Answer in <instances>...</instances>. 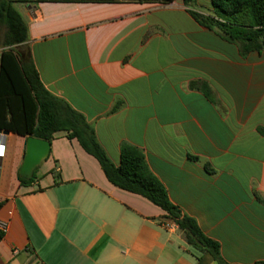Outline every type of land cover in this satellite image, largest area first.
I'll use <instances>...</instances> for the list:
<instances>
[{
  "label": "crops",
  "instance_id": "1",
  "mask_svg": "<svg viewBox=\"0 0 264 264\" xmlns=\"http://www.w3.org/2000/svg\"><path fill=\"white\" fill-rule=\"evenodd\" d=\"M10 1L42 84L86 118L111 161L124 144L142 150L227 263H264V39L243 57L181 0ZM193 10L212 15V0ZM26 144L10 133L0 166V264H218L64 133L22 185Z\"/></svg>",
  "mask_w": 264,
  "mask_h": 264
},
{
  "label": "trees",
  "instance_id": "2",
  "mask_svg": "<svg viewBox=\"0 0 264 264\" xmlns=\"http://www.w3.org/2000/svg\"><path fill=\"white\" fill-rule=\"evenodd\" d=\"M48 1L87 3L108 0ZM139 1L171 3L175 0ZM181 1L201 26L217 30L226 41L239 47L243 57L263 50L264 0H212V15L194 11L196 0ZM13 3L0 0V23L7 28L5 49L0 51V130L49 142L59 133H64L69 140H77L88 154L98 160L109 182L122 190L143 196L160 207L195 250L210 253L218 264H229L222 258L219 244L208 239L193 218L184 215L171 203L167 190L148 168L142 150L124 144L120 164L115 165L99 144L95 130L86 118L44 87L26 44L29 39L27 25ZM35 179V174L31 180L19 176L21 184L25 186ZM2 237L3 233L0 232V240Z\"/></svg>",
  "mask_w": 264,
  "mask_h": 264
},
{
  "label": "water",
  "instance_id": "3",
  "mask_svg": "<svg viewBox=\"0 0 264 264\" xmlns=\"http://www.w3.org/2000/svg\"><path fill=\"white\" fill-rule=\"evenodd\" d=\"M50 154L51 142L35 137L27 138L26 155L20 169V176L24 179L31 180L34 177L36 169L44 160L49 158ZM192 237L197 244L201 245L195 236L192 235Z\"/></svg>",
  "mask_w": 264,
  "mask_h": 264
},
{
  "label": "built area",
  "instance_id": "4",
  "mask_svg": "<svg viewBox=\"0 0 264 264\" xmlns=\"http://www.w3.org/2000/svg\"><path fill=\"white\" fill-rule=\"evenodd\" d=\"M9 135L10 132L7 133V131L0 130V166H1V162L3 161L6 155ZM167 227L171 229L174 226L168 225ZM6 230H7V224L0 222V231L5 232Z\"/></svg>",
  "mask_w": 264,
  "mask_h": 264
},
{
  "label": "rangeland",
  "instance_id": "5",
  "mask_svg": "<svg viewBox=\"0 0 264 264\" xmlns=\"http://www.w3.org/2000/svg\"><path fill=\"white\" fill-rule=\"evenodd\" d=\"M6 34H7V28L4 24L0 23V51L5 49V41H6Z\"/></svg>",
  "mask_w": 264,
  "mask_h": 264
}]
</instances>
